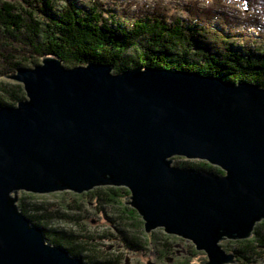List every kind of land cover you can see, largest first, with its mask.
I'll use <instances>...</instances> for the list:
<instances>
[{
    "label": "water",
    "instance_id": "95a60500",
    "mask_svg": "<svg viewBox=\"0 0 264 264\" xmlns=\"http://www.w3.org/2000/svg\"><path fill=\"white\" fill-rule=\"evenodd\" d=\"M8 79L26 97L0 106V264H85L47 241L18 193L106 185L130 191L146 233L162 227L191 241L203 264H239L220 242L250 238L264 220V88L50 56ZM175 156L223 172L174 165Z\"/></svg>",
    "mask_w": 264,
    "mask_h": 264
},
{
    "label": "trees",
    "instance_id": "16d2710c",
    "mask_svg": "<svg viewBox=\"0 0 264 264\" xmlns=\"http://www.w3.org/2000/svg\"><path fill=\"white\" fill-rule=\"evenodd\" d=\"M237 1L246 4L252 15L237 19L235 13L239 14L238 11L226 12L224 15L235 20L228 28L229 33L225 34L221 29L227 25L223 21L225 18L215 22L211 14L192 13L193 17H187L189 19L177 16L169 19L164 10L159 12L160 6L156 5L159 2L154 4L152 13L143 10L137 17H129L114 15L101 1L86 7L68 0L62 5L59 0H0V61L4 60L0 67V106L15 105L26 97L22 84L5 78L19 68L27 67L22 63L31 59L30 54L59 58L65 66L89 62L112 65L114 72L141 66L174 67L200 75L221 76L228 83L244 82L264 88V25H259L264 23V0ZM210 33L223 39L225 48L220 50L217 45H204V40L197 39L204 34L207 38ZM252 34L263 38V41L249 39ZM144 42L153 48L145 51ZM235 45L241 48L235 49ZM176 165L223 172L202 160L177 161ZM130 194L125 187L106 185L79 196H89L106 217L109 214L106 207L117 213L119 224L113 218L108 217V220L119 232L126 233V220H130V225L138 227V233L142 235L144 222L137 210L128 204ZM18 205L32 223L44 226L47 241L63 245L76 256L88 258L85 255L87 241L81 240V234L77 242L73 234L66 235L63 230L50 226L53 218L77 223L74 215L55 214L45 204L39 203L35 194L25 191ZM136 234L130 237L122 235L123 244L140 249L142 245L139 242L143 239ZM233 241L236 246L231 249L237 260L253 264L254 256H262L258 251L264 247V220L256 224L252 237ZM226 247L229 249V245ZM100 263L92 259L85 261V264Z\"/></svg>",
    "mask_w": 264,
    "mask_h": 264
},
{
    "label": "rangeland",
    "instance_id": "374dc122",
    "mask_svg": "<svg viewBox=\"0 0 264 264\" xmlns=\"http://www.w3.org/2000/svg\"><path fill=\"white\" fill-rule=\"evenodd\" d=\"M62 5L65 0H59ZM75 1L78 5H84L88 7L90 3L95 1H101L106 8H110L111 13L115 14H125L129 17L139 15L141 11L147 10L149 13L153 12L154 4L160 6L159 12L163 11L171 19L172 16L182 17L183 19H189L193 14H211L212 21L218 22L217 20L225 18L226 27H222L223 33H229L228 28L235 18L224 15L227 13H235L238 11L239 14L235 13L237 19L242 18L244 15H252V11L246 8V4L235 0H68ZM152 7V8H151ZM197 16V15H196ZM189 17V18H187ZM202 18V17H201ZM205 18H202V20ZM241 24V23H240ZM263 27L264 23H260ZM243 29V24L240 25ZM249 39H258V41H263L258 35L252 34ZM197 38V35H196ZM145 39V38H144ZM200 40H204L203 44L209 46L217 45L216 47L220 50L225 48L226 44L223 39L215 37L213 34H208V37L199 36ZM202 44V45H203ZM145 51L153 47L144 42ZM245 45V44H244ZM148 47V48H147ZM155 48V47H154ZM235 49L241 48L239 45L234 46ZM133 48H129L131 51ZM29 55V53H26ZM31 59H27L22 63L23 66L29 68L35 66L42 62L41 57L33 56L30 54ZM4 64V60L0 61V67ZM76 63H70L67 66H75ZM85 65V64H84ZM114 72V70H113ZM195 72V71H190ZM10 76V75H9ZM7 76V77H9ZM8 80V78H5ZM12 80V79H9ZM15 81V80H12ZM16 82V81H15ZM228 83V82H227ZM230 83V84H238ZM251 84V83H250ZM6 100V98H5ZM18 102L15 103V105ZM177 161H200L191 160L183 156L173 157V164L176 165ZM209 164V163H208ZM212 166V165H211ZM214 167V166H213ZM87 192V191H86ZM37 196L38 202L43 203L47 206L50 211L56 212L55 214H69L74 215L78 219V222L66 221L58 218H53L50 222V226L61 229L66 235L73 234L77 242L79 241V234H81V240L86 242L88 250L85 255L88 258H83L85 261L90 259L101 261L100 264H147L148 261H154L157 264H203L207 260V255L204 251L197 250L196 246L189 240L180 238L176 235L167 234L162 227L155 228L150 233L144 232L142 235L139 232L138 227L131 226L130 220L128 222L126 233L119 232L116 230L114 224L110 223L108 217L116 220L119 224V218L117 213L111 211L110 208L106 207L109 214L103 213L96 205L93 204L89 199V196L83 195L82 193L74 194L71 190L65 189L61 191H54L50 193H33ZM78 194V195H77ZM13 195V194H12ZM18 197H23V191H19ZM18 200V201H19ZM128 200V198H127ZM70 207V208H68ZM117 217V218H116ZM80 219V220H79ZM38 225L44 227L42 224ZM144 227V225L142 226ZM122 228V227H120ZM137 233V234H136ZM133 234L142 237L143 241L139 242L141 248H128L122 242L123 236H132ZM145 234V235H144ZM75 242V241H74ZM222 247L230 252L231 247H235V241L231 239H225L220 242ZM226 245H229L227 249ZM262 256H254L253 264H264V247L258 251ZM242 263V262H241ZM239 262V264H241ZM233 264V263H230ZM243 264V263H242Z\"/></svg>",
    "mask_w": 264,
    "mask_h": 264
}]
</instances>
